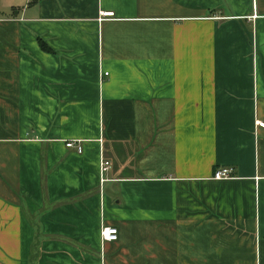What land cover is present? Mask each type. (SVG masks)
I'll return each mask as SVG.
<instances>
[{
	"label": "crops",
	"instance_id": "1",
	"mask_svg": "<svg viewBox=\"0 0 264 264\" xmlns=\"http://www.w3.org/2000/svg\"><path fill=\"white\" fill-rule=\"evenodd\" d=\"M256 122L264 0H0V264H264Z\"/></svg>",
	"mask_w": 264,
	"mask_h": 264
},
{
	"label": "built area",
	"instance_id": "2",
	"mask_svg": "<svg viewBox=\"0 0 264 264\" xmlns=\"http://www.w3.org/2000/svg\"><path fill=\"white\" fill-rule=\"evenodd\" d=\"M103 16H109L111 15L110 12H104L102 13ZM256 125L259 127L264 128V122H256ZM64 145L66 147H72L74 148L77 152H80L81 147L79 144L78 140H67ZM108 166L107 161H102L100 163V170L106 169ZM232 171L233 169L228 166H221L212 172L211 176L213 179H224L232 176ZM117 237V230L113 225H102L99 229V238L102 242H110L116 240Z\"/></svg>",
	"mask_w": 264,
	"mask_h": 264
},
{
	"label": "trees",
	"instance_id": "3",
	"mask_svg": "<svg viewBox=\"0 0 264 264\" xmlns=\"http://www.w3.org/2000/svg\"><path fill=\"white\" fill-rule=\"evenodd\" d=\"M40 45H41V47H42L44 50L47 49L42 43H40Z\"/></svg>",
	"mask_w": 264,
	"mask_h": 264
}]
</instances>
